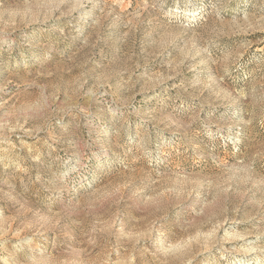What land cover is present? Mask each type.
<instances>
[{
	"label": "rangeland",
	"instance_id": "1",
	"mask_svg": "<svg viewBox=\"0 0 264 264\" xmlns=\"http://www.w3.org/2000/svg\"><path fill=\"white\" fill-rule=\"evenodd\" d=\"M0 264H264V0H0Z\"/></svg>",
	"mask_w": 264,
	"mask_h": 264
}]
</instances>
